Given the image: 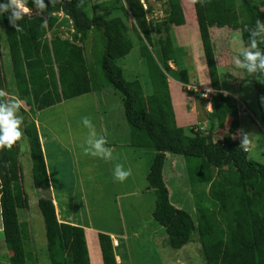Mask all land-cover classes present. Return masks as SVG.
Returning a JSON list of instances; mask_svg holds the SVG:
<instances>
[{
	"label": "trees",
	"instance_id": "obj_1",
	"mask_svg": "<svg viewBox=\"0 0 264 264\" xmlns=\"http://www.w3.org/2000/svg\"><path fill=\"white\" fill-rule=\"evenodd\" d=\"M153 1L166 4L164 17H148L152 12L148 0H120L112 9L132 17L140 34L138 39L149 45L154 60L167 77L181 83L183 91L192 95V91L187 90L189 81L185 71L169 64H176L172 27L185 23L181 1ZM191 2L213 92L211 109L205 111V130L175 123L165 75L149 71L153 91L148 95L143 94L138 80L124 78L116 61L132 48L128 26L118 15L102 18L89 13L86 0H53L52 4L45 0L47 10L43 13H38L32 0H28L27 6L35 13L17 22L21 31L11 26L6 15L0 18V47L3 37L14 85L9 89L5 83L0 54V92L5 94L0 99L8 100V95L13 96L33 111L32 105L41 110L60 102L61 98L78 97L97 89L83 44L89 31L100 32L103 41L98 59L101 85H110L121 94L123 115L129 127L127 145L135 153L149 151L152 156L145 176L146 188L153 190L155 200L151 218L156 227L162 228L166 244L178 250L195 241L204 264H264V163L250 159L248 150L236 138V106L230 95L221 92L209 33L211 28L238 30L247 48L248 33L244 26L254 27L257 19H264V11H259L253 0ZM42 20L46 21L43 27ZM61 26L67 29L68 37H62ZM143 58L149 67L148 56ZM250 78L258 93L260 119L264 121L261 101L264 76L254 74ZM200 101L204 106L205 100ZM229 117L228 135L215 140L214 127L221 128ZM23 126L32 161L33 185L48 190L35 124L24 116ZM18 153V142L10 150L0 149V219L10 263L89 264L82 229L68 227L70 233L66 235L62 228L67 226L58 225L50 199L38 202L46 233L44 254L35 258L34 252L25 248L24 243L30 236L17 213L27 208ZM167 154L183 157L193 183L207 187L200 195H208L209 205L198 202L195 213H190L170 201L162 175ZM198 196L193 197L198 199ZM110 234L124 235L121 231L104 230L96 234L101 264H118ZM68 239L71 247L64 246Z\"/></svg>",
	"mask_w": 264,
	"mask_h": 264
},
{
	"label": "rangeland",
	"instance_id": "obj_2",
	"mask_svg": "<svg viewBox=\"0 0 264 264\" xmlns=\"http://www.w3.org/2000/svg\"><path fill=\"white\" fill-rule=\"evenodd\" d=\"M119 1L86 0V8L89 13H95L102 18L118 15L126 22L132 48L124 57L118 59L116 64L121 67L126 80H138L142 86L143 94L148 95L153 91L149 71L166 77L167 75L155 61L156 59L145 40L138 39L140 34L134 26L132 17L129 14L126 17L122 12L112 9L119 5ZM141 1L143 2V0ZM180 1L186 21L182 26L172 27L173 54L176 64L175 66L171 62L169 64L171 67L183 69L191 86H195L196 90L192 92L191 96L188 95L187 99L189 104L196 105L192 110L193 114H189L190 121L188 122L195 124L193 125L195 128L205 130L207 124L205 111H209L211 107L210 105H198L199 94L205 93L208 89L209 99L213 92L210 89L208 73L206 72V76H203V68L205 70L206 67L200 37L196 29L192 2L191 0ZM148 2L152 6V12L148 17L157 19L164 17L165 3L153 0H148ZM253 3L258 6L259 11H264V0H253ZM33 13L35 12L30 11L27 15ZM261 21L264 22V19ZM59 31L63 38L68 37L65 27H59ZM209 33L214 46L221 92L230 95L236 106L235 117L238 120L236 138L242 142L246 136L247 143L244 146L248 148V157L264 163V121L260 119L261 112L257 104L258 93L246 71L236 68L233 64V58L238 57L240 51L245 49L240 33L238 30L222 28H211ZM1 43L3 75L6 85L12 89L14 85L11 62L3 37ZM83 47L90 65L89 69L97 82V89L42 110H33L32 116L37 121L45 141L47 161L55 187L54 193L58 197L60 209L66 213L69 208L67 204L72 201L71 206L75 207L74 215H76L74 218H77L78 221L87 223L89 220L88 223L92 227L104 231L115 233L121 231L125 238L114 236V240H112L117 243L122 241V249H117L116 252L126 255L125 258H121L122 261L118 260V264H204L198 243L191 241L178 250L170 248L165 242L166 236L162 228L156 227L151 218L155 196L153 190L146 188L145 177L148 165L152 160L149 151L135 153L132 148L130 151L127 149L123 152L114 150L112 151L113 158L108 161L84 154L83 147L88 129L82 125V118L90 119L97 135L105 137L107 146L111 143L116 146V142H124L128 138L129 127L123 115L121 94L110 85H101L98 59L103 50V41L100 32L89 31ZM259 47L264 49V45ZM145 56L149 58V67L146 63L147 60L143 58ZM169 80L170 83L171 80L174 81L173 78L167 77V81ZM193 82L201 83V85ZM175 89L176 87L173 90ZM7 98L16 100L15 97L7 96ZM180 101L181 104H184V97L180 98ZM19 102L21 104L19 115L22 118L20 125L22 136L18 145L21 153H25L28 152V145L23 137V119L24 116L29 117L31 111H28L24 102ZM22 110L26 113H22ZM229 119L230 117L221 128L214 127L215 140L228 135ZM179 124L181 125L177 120V125ZM73 160L77 163L74 164ZM19 161L22 171L21 185L25 195L28 196V208L18 210L17 213L19 221L28 227V232L30 228L34 235L31 240L34 244H29V240H27L28 242H25L24 246L28 250L34 248L32 250L35 254L34 257L39 258L41 254H44L43 249L46 242L43 216L41 217L36 205L37 197L32 194L34 191H32L31 162L28 154ZM117 164L121 165L124 170H130V175L122 183L113 179V169ZM190 173L183 157L166 155L162 174L163 181L169 190L170 201L177 207L195 213L196 203L200 202L205 206L209 203L206 193L200 195L201 191L207 187L194 184L190 179ZM39 194L45 196L46 191L39 192ZM81 194H85L87 197L85 207L80 204ZM195 194L200 197L194 199ZM68 227L62 228L66 235L70 233ZM81 233L84 244H86V235L83 230ZM68 240L66 243L64 242V245L71 247L70 239ZM92 241L95 243V237L92 238ZM87 242H90L89 238ZM85 247L87 250L86 245ZM5 250L8 248L3 240L2 231H0V264H8ZM89 261L90 264H94L91 257ZM33 262H36L35 259ZM36 264H49V262H37Z\"/></svg>",
	"mask_w": 264,
	"mask_h": 264
},
{
	"label": "clouds",
	"instance_id": "obj_3",
	"mask_svg": "<svg viewBox=\"0 0 264 264\" xmlns=\"http://www.w3.org/2000/svg\"><path fill=\"white\" fill-rule=\"evenodd\" d=\"M52 2L53 0H49L50 4ZM27 3L28 0H3V2H0V18L6 15L11 26L16 31H21V26L17 22L23 20L25 15L30 13L31 10ZM32 4L38 13H43L47 10L45 0H32ZM45 24L46 21L42 20L41 26L43 27ZM244 30L248 33V47L240 51L238 57L233 58V64L236 68L245 70L250 76L254 74L264 76V49L258 47V43L264 45V22L257 19L254 27L249 28L245 25ZM187 90L193 92L196 89L187 85ZM207 92L208 89L205 92V96H202L203 92L199 96L200 99L205 100V105H210L211 96L208 99ZM4 95L3 92H0V97ZM261 101L264 103V97L261 98ZM20 108L21 104L18 100L0 99V149L10 150L21 139L20 125L22 124V118L19 115ZM81 123L88 129V134L84 141L85 146L83 147L84 154L105 161L112 159V149L106 147L107 141L103 135H97L90 119L84 117ZM246 143L247 139L245 136L241 146L246 145ZM246 148L245 150H248ZM129 175L130 170H124L119 164L115 165L113 169V179L115 181L122 183Z\"/></svg>",
	"mask_w": 264,
	"mask_h": 264
},
{
	"label": "crops",
	"instance_id": "obj_4",
	"mask_svg": "<svg viewBox=\"0 0 264 264\" xmlns=\"http://www.w3.org/2000/svg\"><path fill=\"white\" fill-rule=\"evenodd\" d=\"M197 31H198V29H197ZM204 75L206 76V69L204 70V68H203V76ZM191 79L193 81V77ZM171 81H172L171 83H170V80L167 81V85H168V93H169L170 104H171V107H172V111L174 113L175 123L177 124V120H178V121H180L181 126L186 127V128L189 127V126L195 125V124H189L188 121H190L189 114L192 113V110H194V107L196 105L194 106V104H192V103L189 104L188 103L187 99H188L189 96L183 91V88L181 87V83H179L178 81L176 82L175 80L174 81L171 80ZM194 84L201 85V83H198V82L197 83H194ZM176 85H178V86H176ZM188 86H191V84L189 83ZM175 87H176V89L173 90ZM193 87H195V86H193ZM85 94H87V93H85ZM8 96L9 97H13V96H10V95H8ZM79 96H82V95H79ZM182 97H184V100H185L184 104H181V101H180V98H182ZM64 100H66V99L61 98L60 99V102H58V103H61ZM18 101H20V100H18ZM53 105H55V104H53ZM53 105H50L49 107H51ZM198 105L199 106L201 105L200 98L198 99ZM183 107H186L187 109L186 108L184 109ZM32 108L35 111L40 110V109L36 108L34 105H32ZM28 111H30V110H28ZM28 111H27V114H29ZM22 113H26V111L22 110ZM30 114L31 115H29L28 118H29V120H32L34 122L35 127H36L37 139L39 141L41 155H42V159H43V163H44V167H45V172H46V177H47L48 183H49V189L48 190H43V189L34 187V185H33V179H31L32 180L31 181V183H32V191H34V193L32 192V194H34V196L37 197L36 205L38 207L39 200L50 199V201H51V203L53 205V208H54L55 219H56L58 225H60V226H69V227H76V228L82 229L83 232H84V234L86 235V238H85L86 239V244L85 245L87 246L88 261H89V258L91 257L92 258V262L94 261V264H101V257H100V253H99V249H98V245H97V238H96V234L99 231H101V229L100 228L92 227L90 225V223H88L89 220L87 221V223H83L81 221H78L77 218H74L76 215H74L75 207H72L71 206V204L73 203L72 201H70L69 204H67V206L71 209V211L68 208V211L65 213L64 211H62L60 209L58 197L54 193L55 187L53 185V180H52L53 179V176H52V173H51V171L49 169V163L47 161V153H46V149H45V146H44L45 141L43 139V136L41 134V131H40V128H39V126L37 124V121L35 120V118H32V116L34 114V111H31ZM23 137L25 138V140L27 142V138L25 136L24 129H23ZM126 141H127V139L124 142H116L117 143L116 146L115 145H112V143L109 146H107V145L106 146L107 147H110L112 149V151L115 150V151L123 152V151H125L127 149H129L128 151H130L131 150V147L129 145H127V142ZM27 145H28V143H27ZM18 147H19V145H18ZM27 154H28L29 160L31 162V178L33 176V174H32V172H33V169H32V161H31V158H30L29 149H28V152H25V153L22 152L21 153V150H20V147H19L18 166H19V171H20V174H21V179H22V171H21V166H20V161L19 160H22V158H24V156H26ZM73 162H74V164L77 163V161H75V160H73ZM42 191H46L45 196L42 195V194L41 195L39 194V192H42ZM23 192H24V190H23ZM36 192H37V194H36ZM24 194H25V192H24ZM25 197H26V199H28V196L27 195H25ZM80 204L82 205V207H85L86 206V204H87V197L85 196V194H81V196H80ZM27 208H28V206H27ZM38 211L40 212L41 217H42V213H41V210H40L39 207H38ZM85 212H86V210H85ZM43 222H44V220H43ZM44 229H45V226H44ZM0 231H2L1 222H0ZM32 234L33 233L31 232V230L29 228V236H30V238H29V242L28 241L27 242L29 244H31V245L34 244L33 241H31L32 238H33V236H34ZM110 236H111L112 240H114V236L120 237V238L121 237L122 238H125L124 235H117V234H110ZM45 237H46V233H45ZM94 237H95V243H93V241H92V238H94ZM88 238H89V241H90L89 243L87 242V239ZM90 238H91V240H90ZM121 243H122V241H120L118 243L115 242V241L114 242L112 241V244L114 246V250H115V253H116L115 259H116V262L117 263H118V260L120 262V261L123 260L121 258L122 257L125 258V256H126V255H124V253L116 252L117 249H120V248L122 249V244ZM44 246H46V242H45V245ZM64 246H66V245H64ZM33 249L34 248H32L31 250H33ZM7 251L8 250H5V253H7L8 264H11L10 263V260H9L10 254ZM89 264H90V261H89Z\"/></svg>",
	"mask_w": 264,
	"mask_h": 264
},
{
	"label": "built area",
	"instance_id": "obj_5",
	"mask_svg": "<svg viewBox=\"0 0 264 264\" xmlns=\"http://www.w3.org/2000/svg\"><path fill=\"white\" fill-rule=\"evenodd\" d=\"M202 96H205V93L203 92Z\"/></svg>",
	"mask_w": 264,
	"mask_h": 264
}]
</instances>
